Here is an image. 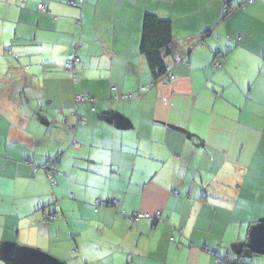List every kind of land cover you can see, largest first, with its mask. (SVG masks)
Here are the masks:
<instances>
[{
    "label": "crops",
    "instance_id": "crops-1",
    "mask_svg": "<svg viewBox=\"0 0 264 264\" xmlns=\"http://www.w3.org/2000/svg\"><path fill=\"white\" fill-rule=\"evenodd\" d=\"M53 259L264 264V0H0V264Z\"/></svg>",
    "mask_w": 264,
    "mask_h": 264
},
{
    "label": "trees",
    "instance_id": "trees-1",
    "mask_svg": "<svg viewBox=\"0 0 264 264\" xmlns=\"http://www.w3.org/2000/svg\"><path fill=\"white\" fill-rule=\"evenodd\" d=\"M173 44L171 21L156 14H146L142 26L140 51L157 78H162L171 72L168 61L171 56L175 57Z\"/></svg>",
    "mask_w": 264,
    "mask_h": 264
},
{
    "label": "built area",
    "instance_id": "built-area-1",
    "mask_svg": "<svg viewBox=\"0 0 264 264\" xmlns=\"http://www.w3.org/2000/svg\"><path fill=\"white\" fill-rule=\"evenodd\" d=\"M248 1H249V3H252L254 0H248ZM38 8H39L40 11H43L45 9V7H44V5L42 3H40L38 5ZM77 50H78V45H76L73 48L72 57L67 61V70L69 72H71L72 79H73V82L74 83H77L78 82V77L76 75V68H75V66L80 61V56L77 54ZM174 61L175 62H178V61H180V58L179 57H174ZM174 78H175V76L171 72H169L166 76H163L160 79L167 82V81L173 80ZM114 98L116 100H118L120 98H122L123 100H128L130 98V95H124L123 97H120L119 95H115ZM84 103L90 104L92 110H95L96 99L94 97L88 96V95H85V94H81V93L76 94L75 95V108L77 109V111H78V108L80 107V105L81 104H84ZM48 176L51 177L52 174L49 172L48 173ZM104 204H105V202L102 199H97L96 200V207L97 208L99 206H101V205H104ZM113 204L114 205H118L117 201H113ZM148 216L149 215L146 214V213H136L135 215H132L130 217V219H135V218L141 219V218H147ZM160 217H161V213L158 211L156 213V215H155V218L156 219H160Z\"/></svg>",
    "mask_w": 264,
    "mask_h": 264
},
{
    "label": "water",
    "instance_id": "water-1",
    "mask_svg": "<svg viewBox=\"0 0 264 264\" xmlns=\"http://www.w3.org/2000/svg\"><path fill=\"white\" fill-rule=\"evenodd\" d=\"M260 242H261V241H260ZM51 260H52V259H51ZM53 260H54V264H59L58 261H56L55 259H53Z\"/></svg>",
    "mask_w": 264,
    "mask_h": 264
},
{
    "label": "rangeland",
    "instance_id": "rangeland-1",
    "mask_svg": "<svg viewBox=\"0 0 264 264\" xmlns=\"http://www.w3.org/2000/svg\"><path fill=\"white\" fill-rule=\"evenodd\" d=\"M260 242V241H259Z\"/></svg>",
    "mask_w": 264,
    "mask_h": 264
}]
</instances>
